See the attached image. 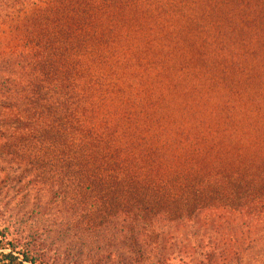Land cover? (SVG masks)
<instances>
[{"label": "trees", "instance_id": "16d2710c", "mask_svg": "<svg viewBox=\"0 0 264 264\" xmlns=\"http://www.w3.org/2000/svg\"><path fill=\"white\" fill-rule=\"evenodd\" d=\"M0 123L111 264H161L188 229L262 264L264 0H0ZM9 226L0 264H54Z\"/></svg>", "mask_w": 264, "mask_h": 264}, {"label": "rangeland", "instance_id": "374dc122", "mask_svg": "<svg viewBox=\"0 0 264 264\" xmlns=\"http://www.w3.org/2000/svg\"><path fill=\"white\" fill-rule=\"evenodd\" d=\"M21 134L20 128L0 123V143L15 141L9 147L12 151L0 147V223L10 225L16 237L36 235L37 242L43 246L40 254L54 264H111L113 257L107 258V252L110 249L114 252L115 248L106 247L101 229H91L86 218L79 225L73 223L80 213L73 212L69 193L61 199L56 194L57 185L40 180L35 176L36 171L25 167ZM210 212L216 214L214 219L221 220L217 216L220 213ZM201 235L200 231L194 234L188 229L184 233L187 240L170 250L168 259L161 264H217L216 259L206 260L203 253L208 247L206 238H203L204 246L199 241ZM211 235L212 242L218 241L223 245L221 249H228V241L220 239L217 230ZM252 251L248 257H253L247 259L259 258L264 264V238Z\"/></svg>", "mask_w": 264, "mask_h": 264}]
</instances>
